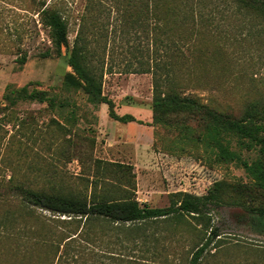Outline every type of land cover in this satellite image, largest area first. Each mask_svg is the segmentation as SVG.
I'll return each mask as SVG.
<instances>
[{
  "label": "rangeland",
  "instance_id": "rangeland-1",
  "mask_svg": "<svg viewBox=\"0 0 264 264\" xmlns=\"http://www.w3.org/2000/svg\"><path fill=\"white\" fill-rule=\"evenodd\" d=\"M126 1L93 0L95 7L90 16L112 24L116 18L123 19ZM89 2L91 0H0V105L4 104L3 95L9 84L48 91L64 104L54 109L46 103L20 102L16 106V115L24 119L26 126L36 127L37 132L28 139L30 132L25 128L11 125L5 128L11 145V168H3L0 163V178L13 173L37 189L62 187L78 192L84 190L79 177L91 175L88 162L91 158L120 162L133 167L138 202L155 208L166 207L170 193L202 196L216 181L250 182L244 169L234 164H215L209 168L186 154L173 156L165 152L159 139L166 140L171 135L152 124V75L133 72L153 67L157 62L167 65L168 72L188 85L192 96L238 115L247 100L264 93L262 23L252 18L214 13L207 16L209 21L204 25L196 20L199 33L194 46L178 44L176 48L171 44L155 45L150 27L132 30L124 22V32L118 29L105 38L97 36L92 50L95 62L103 64V95L113 101L114 111L119 116L129 114L140 122H132L134 128L127 129L128 123L109 118L107 105H92L82 92L65 88L64 77L70 71L67 50L62 48L60 56L55 54L48 30L42 27L36 14L42 3L57 7L64 4L71 46L79 18ZM22 56L26 58L23 65L19 63ZM111 122L117 127L110 126ZM56 123L70 130L66 140L75 142L77 137H83L94 141L93 148L86 147L81 155L82 163L71 159L73 154L59 155L64 137ZM147 131L151 136L148 141ZM131 139L136 142L129 141ZM19 141L31 149L28 157L21 161L15 154ZM240 154L249 163L259 156L257 149L242 150ZM43 214L51 216L47 212ZM210 215L224 246L212 249L210 253L216 254L209 256L204 264H264L259 260L260 255L247 249L248 245L264 247V236L248 225L242 209L221 207L213 209ZM153 231L154 236L149 241L136 247L122 237L102 238L92 246V252L82 258L87 264L189 262L197 241L194 233H178L162 227Z\"/></svg>",
  "mask_w": 264,
  "mask_h": 264
},
{
  "label": "trees",
  "instance_id": "trees-1",
  "mask_svg": "<svg viewBox=\"0 0 264 264\" xmlns=\"http://www.w3.org/2000/svg\"><path fill=\"white\" fill-rule=\"evenodd\" d=\"M45 4L40 5L36 14L39 23L48 30L55 54L60 56L62 48L67 50L70 71L64 77L65 88L82 92L92 105H107L109 118L122 124L140 122L129 114L119 116L113 101L103 95V64L95 62L92 50L97 36L105 38L127 24L132 30L150 27L158 46H194L199 33L196 20L204 25L209 21L207 16L221 12L259 20L264 34V0H127L123 19L116 18L112 24L102 18L92 19L90 13L95 4L91 0L79 18L70 46L65 5ZM180 25L188 31H183ZM25 60L22 56L19 63L23 65ZM167 70V65L157 62L153 67L133 72L152 75V124L171 135L166 140L159 139L165 152L173 156L186 154L209 168L215 164H234L244 169L250 182L216 181L202 196L170 193L166 207L153 208L138 202L133 167L120 162L91 158L88 161L91 175L79 177L84 190L78 192L62 187L37 189L11 173L0 178V264H87L82 257L92 252L96 241L122 237L136 247L149 241L158 227L194 233L197 241L187 264H204L216 254L210 253L212 249L224 246L210 215L213 209L221 207L242 209L248 225L264 236V93L247 100L238 115H233L192 96L188 85ZM3 101L0 163L9 169L11 145L5 128L10 125L25 128L30 132L28 139L37 132L36 127L26 126L24 119L16 115V106L20 102L46 103L54 109L64 104L48 91L13 84L6 86ZM56 124L64 137L59 155L73 154L70 158L82 163L81 155L86 147L93 148L94 141L83 137H77L75 142L66 140L70 130ZM19 142L15 154L21 161L31 149ZM254 149L259 155L256 160L249 163L241 157L242 150ZM247 249L260 255L259 260L264 262V247L248 245Z\"/></svg>",
  "mask_w": 264,
  "mask_h": 264
},
{
  "label": "crops",
  "instance_id": "crops-1",
  "mask_svg": "<svg viewBox=\"0 0 264 264\" xmlns=\"http://www.w3.org/2000/svg\"><path fill=\"white\" fill-rule=\"evenodd\" d=\"M117 123V122H116ZM134 125L135 124H133L132 122L131 123H128L127 124V129H133L134 128ZM110 126H112V127H117V125L114 123V122H111L110 123ZM125 129H126V127H125ZM151 139V136H150V133H148V131H147V133H146V141H148V140H150ZM129 141H131V142H136L135 140H133V139H131V140H129ZM143 204H145V203H143ZM153 208H155V207H153ZM163 208V207H162Z\"/></svg>",
  "mask_w": 264,
  "mask_h": 264
}]
</instances>
